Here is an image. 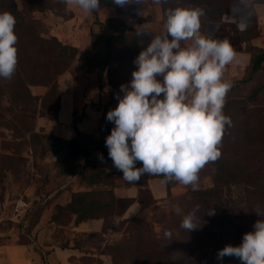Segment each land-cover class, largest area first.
<instances>
[{"label": "trees", "instance_id": "obj_1", "mask_svg": "<svg viewBox=\"0 0 264 264\" xmlns=\"http://www.w3.org/2000/svg\"><path fill=\"white\" fill-rule=\"evenodd\" d=\"M50 3L51 0H0V11H9L16 17L15 31L18 35L17 71L11 80L0 79V112L12 114L13 130L18 133V138L24 141L23 144L19 143V147L26 145L35 155L39 153L40 148L43 150L41 158L51 153L54 158H58V163L55 161V171L64 177L63 182L46 194L44 204L34 205L30 209V216L35 213L37 217L24 226L25 235H32L43 211L50 203L49 196L67 180L74 178L79 168L81 171L75 181L79 184L88 182L93 188L89 191L73 192L71 202L66 207L58 206L57 216L54 218H71V215L75 214L77 223L103 218V233L107 234L115 226V217L123 216L135 200L116 198L113 193L116 175L98 169L96 163L90 159L94 150H102L109 158L105 142L97 141L85 145L81 157L71 159L67 156V141L46 133L43 128L37 131L35 120L38 114L49 120H58L61 104L59 79L71 70L75 62L79 61L81 67L85 66L88 70L97 69L102 77L104 71L112 64L115 44L124 43L138 47V29L130 27L121 15L130 13L139 22L145 19L139 18L135 11L130 12L114 5L112 0H100L99 10L114 8L118 15L103 22L98 18L99 10L92 12L99 31L92 32L91 50L83 53L79 47L66 44L56 35L46 34L41 30L34 14L48 10ZM56 3L67 8L61 0H56ZM257 4H264V0H166L161 3V10L165 21L169 8L208 6L209 14L213 17H231L237 24L245 21L247 30L243 32L241 39L248 43L260 36L257 30ZM67 13H71V10ZM249 50L251 59L248 74L243 79L234 81L228 94L252 82L264 67V48L252 46ZM34 86H44L47 91L42 96L36 95L32 91ZM263 93L264 85L255 87L249 96L238 102L240 105L236 103L238 111L234 112V116L228 115L232 123L226 129L223 139L229 137V141L225 142H230L234 148L231 153L222 154L212 165L213 188L191 190V200L185 202L181 215L163 213L162 217L170 219L163 231L151 227L144 215L151 206H155L153 210L156 212L167 198L160 202L155 201L148 187V180L154 175L141 177L138 182L141 214L128 221L126 227L115 226V231L122 235L114 238L100 252L111 256L110 264H241L232 256H225L221 262L217 259V254L227 245L238 246L243 235L253 231L256 221L264 219V109L257 106ZM110 102L119 103L114 91L110 95ZM241 107H248L243 115H239ZM228 108L230 102L225 104V113ZM1 117L0 115V119ZM237 182L246 186L247 195L253 198V203L249 214L233 217L222 204L221 193L224 186ZM105 185L107 187L103 189ZM68 187H71V184H68ZM196 205L200 206L196 215L201 227L188 232L180 227L181 221L183 215ZM211 209L215 214L207 215ZM257 211L262 215L258 216ZM169 230L172 233L171 239L164 236L165 231ZM96 264L108 263L99 259Z\"/></svg>", "mask_w": 264, "mask_h": 264}, {"label": "clouds", "instance_id": "obj_2", "mask_svg": "<svg viewBox=\"0 0 264 264\" xmlns=\"http://www.w3.org/2000/svg\"><path fill=\"white\" fill-rule=\"evenodd\" d=\"M61 2L68 6L66 11L72 5L86 13L100 8V0ZM152 2L159 5L166 0ZM112 3L124 7L143 4V0ZM203 15L200 7L167 10L165 32L156 34L135 58L137 69L130 83L120 86L123 95L117 94L118 106L107 113V120L115 125L105 142L108 156L130 184L154 175L164 177L165 183L174 180L198 191L200 171L222 155V140L232 123L224 107L233 86L224 79V72L237 54L227 39L201 33ZM16 23L11 12L0 11V79L4 80H11L18 67ZM246 28L245 21L238 24L240 31ZM141 29L139 34L151 33L144 25ZM100 160L105 162L102 155ZM55 161L58 163L57 157ZM199 208L196 205L183 215L182 229L190 232L201 227L196 215ZM182 211L179 206L174 208L177 215ZM214 214L213 209L207 213ZM164 236L171 239V231ZM225 256L235 257L241 264H264V219L256 221L238 246L227 245L218 251V260L222 262Z\"/></svg>", "mask_w": 264, "mask_h": 264}, {"label": "rangeland", "instance_id": "obj_3", "mask_svg": "<svg viewBox=\"0 0 264 264\" xmlns=\"http://www.w3.org/2000/svg\"><path fill=\"white\" fill-rule=\"evenodd\" d=\"M253 1V0H252ZM68 7V6H67ZM130 12L135 11L139 18L145 19L139 22L133 18L130 13L125 15L132 17L139 24L154 20L158 12L162 13L161 4L157 5L152 0H143V4H130L123 7ZM113 13L118 15L114 8H111ZM204 15L201 17V33L205 36L214 39H227L236 52L238 65L233 66V62L228 65L225 72L229 73V79L234 81L241 80L248 74L251 52L249 47L256 46L264 48V4L256 5V13L258 18V31L260 36L246 43L241 39V35L245 31L238 29V24L231 17L218 18L209 14V7L203 6ZM35 19L39 22L40 28L46 34L56 35L62 42L75 45L80 48L83 53L89 52L92 47L91 34L93 28L99 31V26L95 24V17L92 12L86 13L76 5L71 6V13H67L66 8L62 4L56 3V0H51L50 8L44 12H36ZM113 16V17H115ZM99 18V15H98ZM109 19V18H108ZM100 21H106L101 20ZM165 27H161L164 29ZM139 31V30H138ZM140 33V32H139ZM132 36V34H131ZM190 43V41L188 42ZM144 48L134 47L130 44L117 43L114 46V56L112 64L104 71L103 76L99 75L97 69L88 70L87 67H81L80 62L73 64L70 72H82L85 77L96 76L99 80H105L110 91H114L115 96L119 93L122 84L130 83L132 72L137 69L134 64L135 58ZM63 79V82L65 79ZM64 84V83H63ZM113 84L115 86H113ZM264 85V67L255 75L252 82L238 87L226 97V103L230 102V108L226 110V115L238 111L236 103L241 99L250 95L253 88ZM35 87V88H34ZM32 91L36 95H44L47 88L44 86H34ZM46 89V91H45ZM45 91V92H43ZM257 106L264 109V93L260 95ZM239 104V103H238ZM240 105V104H239ZM248 110V107H241L240 114L243 115ZM0 119V245L13 242V237H19L18 241L26 242L25 225L30 224L37 215L30 216V209L35 205L44 204L46 194L63 182V176L58 175L55 171L54 156L47 153L44 158H41L42 149L39 148V153L36 155L30 150V147L23 145L19 147V143H24L18 138V133L13 130V116L5 112L1 114ZM36 116V129L39 131L42 127L39 126L38 120L41 116ZM238 115V114H237ZM46 118V117H44ZM70 123V121H67ZM5 123V124H4ZM47 133V132H46ZM225 137H223L224 139ZM225 141H229V137L222 140V154L231 153L234 146ZM22 143V144H23ZM213 163L207 164L199 173V189L213 188ZM61 176V177H60ZM170 193L163 204L154 212V207L151 206L145 211L144 218L151 223L157 231H163L166 222L170 219L165 215L173 213L174 208L179 206L184 208L186 201H190L191 186H184L176 181H171ZM77 182L75 183V185ZM222 204L233 216H243L249 214L253 198L249 197L246 192V186L242 183H232L226 185L222 189ZM128 221L116 222V228L126 227ZM115 226L111 228L108 235H97L91 241L85 243L81 248V254L71 257L65 264H96L99 259L104 263H112L111 256L100 254L107 244H110L114 238H119L122 234L117 233ZM89 258V259H85Z\"/></svg>", "mask_w": 264, "mask_h": 264}, {"label": "crops", "instance_id": "obj_4", "mask_svg": "<svg viewBox=\"0 0 264 264\" xmlns=\"http://www.w3.org/2000/svg\"><path fill=\"white\" fill-rule=\"evenodd\" d=\"M111 8L99 10V18L106 20L116 15ZM130 27L137 28L141 32V25L151 31L140 34L139 46L146 48L156 34H163L165 21L163 14L158 12L154 20L139 24L135 19L125 14L121 15ZM96 28H93L94 32ZM99 30V29H98ZM237 66V62L232 63ZM63 82V79L66 78ZM162 80V76H158ZM224 79L229 80V73H224ZM64 83V84H63ZM61 91V104L58 120H49L40 117L39 126L45 132L59 136L67 141V156L78 159L84 153L85 145H91L97 141L106 142L114 123L107 120V113L118 106V103L110 102L109 87L105 80L100 81L96 76L85 77L82 72L75 74L66 72L59 79ZM35 88V87H34ZM46 91V89H45ZM43 91V92H45ZM163 94L161 95V98ZM76 117V124L74 120ZM67 121H70L68 123ZM103 156L104 163L100 156ZM90 159L96 163L100 170L116 175V186L113 193L116 198L135 200L126 210L123 216L115 217L116 222L131 221L141 212L139 203L140 189L138 183H128L123 179V173L113 167L112 160L102 150L91 152ZM55 163V160H54ZM84 162L82 163V166ZM142 163H137L140 167ZM81 168L77 170V175ZM67 180L58 190L50 196V203L45 208L39 222L33 229L32 235L27 236L26 242L18 241L19 237H13V242L0 245V264H65L71 257L81 254L83 245L92 240L94 236L102 235L105 221L103 218L91 219L77 223L75 214L69 217L57 216V207H66L72 200L73 192L89 191L93 187L88 182L76 183V177ZM71 184V187H68ZM169 182L165 183L162 176H153L148 180V187L153 199L160 202L169 195ZM107 186H103L105 189ZM45 203V202H44ZM111 229L109 230V233Z\"/></svg>", "mask_w": 264, "mask_h": 264}]
</instances>
